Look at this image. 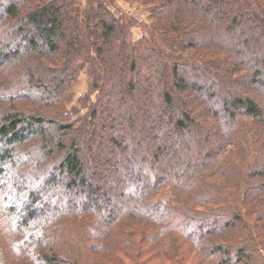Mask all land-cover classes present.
<instances>
[{"label":"trees","instance_id":"1","mask_svg":"<svg viewBox=\"0 0 264 264\" xmlns=\"http://www.w3.org/2000/svg\"><path fill=\"white\" fill-rule=\"evenodd\" d=\"M141 1L0 0V264H264V0Z\"/></svg>","mask_w":264,"mask_h":264},{"label":"rangeland","instance_id":"2","mask_svg":"<svg viewBox=\"0 0 264 264\" xmlns=\"http://www.w3.org/2000/svg\"><path fill=\"white\" fill-rule=\"evenodd\" d=\"M114 11L124 13L126 15H135L140 19H147V12L144 9V4L141 0H114L112 5ZM134 38L140 36L141 29L140 27L133 28ZM86 76L82 75L80 83L75 87V96H82L87 88ZM171 190L167 185L161 187L157 192V197L161 200H167L170 195ZM184 258L181 261V264H198V257L191 251L184 249ZM150 264H160L158 260H152ZM167 264H180L178 261H167Z\"/></svg>","mask_w":264,"mask_h":264}]
</instances>
